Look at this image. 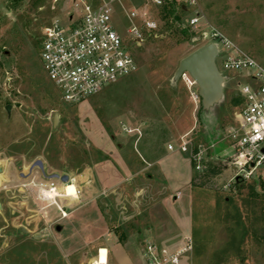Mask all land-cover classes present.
Segmentation results:
<instances>
[{
    "label": "rangeland",
    "instance_id": "1",
    "mask_svg": "<svg viewBox=\"0 0 264 264\" xmlns=\"http://www.w3.org/2000/svg\"><path fill=\"white\" fill-rule=\"evenodd\" d=\"M122 3L126 8L143 5L142 0ZM197 5L202 24L197 29L188 28L189 41L161 19L160 8L153 7L151 15L158 20V29L145 32L144 39L134 43L127 32L130 21L124 7L117 4L113 23L138 68L91 98L69 103L48 78L40 45L44 26L57 15L71 13L74 4L68 0L2 1L0 158H41L54 171L68 174L92 158L108 156L100 146L113 147L121 159L146 169L143 176L118 178L113 186L96 179L95 202L86 203L89 198L81 196V203L74 207L99 205L112 218L109 229L119 240L145 226L161 224V207L165 205L180 213L190 207L193 228L188 237L193 250L187 258L191 264H264L263 185L255 186L250 179L225 187L232 174L224 144H229V132L237 125L243 105L242 76L221 67L226 77L224 94L208 111L202 109L198 85L189 73L174 78L180 60L203 42L208 43L204 33L209 26L264 66V0H197ZM178 15L180 24L186 23L187 15ZM8 104L12 105L10 112ZM183 137L193 150L217 144L207 152L202 169L195 168L189 152L168 149L170 143L178 146ZM157 173L166 176L163 183L172 194L167 200ZM67 183L76 184L73 180ZM72 188L77 189V185ZM177 190L182 192L174 200ZM40 201L47 210L57 211L49 200L41 197ZM169 225L178 224L171 219ZM64 226L63 234L57 225H0V264H80L84 257L87 262L93 260L97 251L84 246V238L100 236L102 225Z\"/></svg>",
    "mask_w": 264,
    "mask_h": 264
},
{
    "label": "built area",
    "instance_id": "2",
    "mask_svg": "<svg viewBox=\"0 0 264 264\" xmlns=\"http://www.w3.org/2000/svg\"><path fill=\"white\" fill-rule=\"evenodd\" d=\"M68 1L74 4L73 11L55 16L44 26L40 46L48 78L69 103L91 98L138 68L137 60L113 23L117 4L124 7L130 21L127 32L134 43H140L145 32L158 29V20L151 15L153 7L161 11L165 5L173 3L179 14L187 15L183 25L192 29L200 28L203 19L197 10V0H142L141 8H126L122 0ZM204 38L218 47L219 70L222 67L231 74H241L244 81L239 84L243 105L237 125L228 135L235 153L230 162L233 173L225 187L240 180L264 179V66L214 26L208 27ZM215 146L212 142L193 150L191 142L183 137L178 146L170 143L168 149L189 152L195 168L202 169L207 152ZM57 181L48 179L41 183L42 198L54 203L64 218L67 213L58 202L64 192H59ZM143 249L145 264H183L193 250V241L186 237L183 245L176 249L147 241ZM92 264H107V261L99 259Z\"/></svg>",
    "mask_w": 264,
    "mask_h": 264
},
{
    "label": "crops",
    "instance_id": "3",
    "mask_svg": "<svg viewBox=\"0 0 264 264\" xmlns=\"http://www.w3.org/2000/svg\"><path fill=\"white\" fill-rule=\"evenodd\" d=\"M2 1L4 0H0V3ZM228 142L229 144H224V152L227 153L226 156L231 161L235 150L231 141ZM100 147L103 154H108V156L101 159L92 158L82 167L77 168L78 170H73L67 174L69 180H73L76 183H72V186L77 185V189L80 192L78 197L76 195L75 198L64 196L58 198L61 208L67 213V216L64 218L61 217V211L55 204L52 205L56 206L57 211H49L47 210L48 206H43L40 201L42 197L41 183L48 182V179L44 178V172L41 169L38 167L32 168V163L36 159L28 161L27 156L19 158H12V156L1 157L0 225H61L63 234L64 225H102L100 236L96 238H84V246L94 247L95 252L97 251L95 258L87 262L84 257L80 264H92L94 261L100 259L102 253L106 255L107 264H145L143 249L145 242L155 241L172 249L183 245L186 237L192 233L193 228L190 207L184 210L183 213H180L174 207H167L165 205L161 207V224L156 223L145 226L138 229L136 234H129L124 238H120V240L109 229V225H112V218L109 219L105 211L98 204V206L94 207H74V205L81 203V196L89 198L86 203L95 202L93 198L98 191L96 179H103L106 185L113 186V180L118 178L129 180L128 178L133 179L134 177L143 176L146 170L141 167L137 168L130 162L121 159L122 157L119 156L120 154H116L113 147ZM230 150L232 151L231 154H229ZM43 163L45 173H61L57 170L54 171L45 160H43ZM230 170L232 174L231 165ZM61 174L64 173L62 172ZM157 175H159V179L162 181L166 193L164 199L167 200L172 194L168 192V185L163 183L166 176L164 173H157ZM65 185V183L57 181L59 192H64ZM180 192L182 191H176L173 195L174 200L177 199V195ZM33 203L36 204V207L33 206ZM176 214H178V217ZM127 219L128 217L124 220ZM171 219L174 224L177 223L178 225H169ZM63 239H65V235ZM64 241L65 243L68 242L67 239ZM92 243H95V245L91 246ZM63 244L64 242L62 246L65 245ZM183 264L191 263L186 258Z\"/></svg>",
    "mask_w": 264,
    "mask_h": 264
},
{
    "label": "water",
    "instance_id": "4",
    "mask_svg": "<svg viewBox=\"0 0 264 264\" xmlns=\"http://www.w3.org/2000/svg\"><path fill=\"white\" fill-rule=\"evenodd\" d=\"M219 54L218 47L213 42L205 43L185 55L179 62L175 71L174 78L177 79L181 74L187 72L198 85V94L201 98V105L204 111L210 110L218 104L224 94V83L226 77L219 70L216 58ZM12 105H6L8 112ZM38 167L44 172V178L56 179L62 183L69 181L67 174L53 172L45 173L44 163L41 158H37L32 163V168ZM57 230H61V225H57ZM24 231V228L21 229Z\"/></svg>",
    "mask_w": 264,
    "mask_h": 264
},
{
    "label": "trees",
    "instance_id": "5",
    "mask_svg": "<svg viewBox=\"0 0 264 264\" xmlns=\"http://www.w3.org/2000/svg\"><path fill=\"white\" fill-rule=\"evenodd\" d=\"M160 14H161V19L166 21L167 24L174 25L176 32L179 35L183 36L185 40L189 41L191 39V35L189 34V29H188L189 27L180 24L179 21L180 19L178 15L179 13L177 12L176 6L173 3H168L167 5H165L164 8L161 9ZM203 44L205 43L203 42L202 44H200V46ZM194 49L190 50L188 53H190ZM253 180L255 182V186L263 185L264 188V180H262V178H254ZM255 186H253L254 193H258V190Z\"/></svg>",
    "mask_w": 264,
    "mask_h": 264
},
{
    "label": "bare ground",
    "instance_id": "6",
    "mask_svg": "<svg viewBox=\"0 0 264 264\" xmlns=\"http://www.w3.org/2000/svg\"><path fill=\"white\" fill-rule=\"evenodd\" d=\"M68 187H71L72 188V183H67L65 186H64V194L63 195H60V196H64V197H74L75 198V196L77 195V197H78V189H75V188H73L74 189V192L73 193H70L67 189H68ZM63 188V187H62ZM43 189H45V188H43ZM60 189V188H59ZM56 196H58L57 194H55ZM98 259H99V257H98ZM100 259H101V256H100ZM104 260H106V255H104L103 254V261Z\"/></svg>",
    "mask_w": 264,
    "mask_h": 264
},
{
    "label": "snow or ice",
    "instance_id": "7",
    "mask_svg": "<svg viewBox=\"0 0 264 264\" xmlns=\"http://www.w3.org/2000/svg\"><path fill=\"white\" fill-rule=\"evenodd\" d=\"M68 191H69L70 193H73V192H74V189L70 187V188L68 189Z\"/></svg>",
    "mask_w": 264,
    "mask_h": 264
},
{
    "label": "clouds",
    "instance_id": "8",
    "mask_svg": "<svg viewBox=\"0 0 264 264\" xmlns=\"http://www.w3.org/2000/svg\"><path fill=\"white\" fill-rule=\"evenodd\" d=\"M101 261H103V253L101 254Z\"/></svg>",
    "mask_w": 264,
    "mask_h": 264
}]
</instances>
